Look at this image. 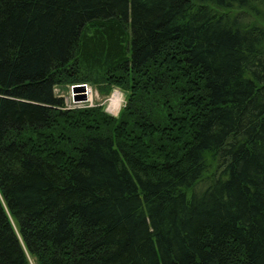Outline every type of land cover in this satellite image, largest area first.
<instances>
[{"label": "trees", "instance_id": "trees-1", "mask_svg": "<svg viewBox=\"0 0 264 264\" xmlns=\"http://www.w3.org/2000/svg\"><path fill=\"white\" fill-rule=\"evenodd\" d=\"M255 2L0 0V264H264Z\"/></svg>", "mask_w": 264, "mask_h": 264}, {"label": "rangeland", "instance_id": "rangeland-1", "mask_svg": "<svg viewBox=\"0 0 264 264\" xmlns=\"http://www.w3.org/2000/svg\"><path fill=\"white\" fill-rule=\"evenodd\" d=\"M240 10H235L233 13H238ZM240 16L242 17L243 21L245 23H258L264 25V3L255 2L253 4V7H248L241 11ZM89 88L92 89L91 92V99L86 101V103L79 102L82 99H77L76 96H74V93H77L75 89L72 88V85H65V86H57L55 89V92L57 95L63 96L65 99V104L68 106H74V105H104L106 107V110L117 116L122 106L125 105V94L118 88H114V90L111 92L109 96H104L99 93L97 87L95 85H92L88 83ZM75 91V92H74ZM114 92H118L119 98L121 101L119 102V108L111 109V101L110 98L113 95Z\"/></svg>", "mask_w": 264, "mask_h": 264}, {"label": "bare ground", "instance_id": "bare-ground-1", "mask_svg": "<svg viewBox=\"0 0 264 264\" xmlns=\"http://www.w3.org/2000/svg\"><path fill=\"white\" fill-rule=\"evenodd\" d=\"M80 86H83L79 89H76L77 93H74V96L76 95H79L77 99H82L80 100L79 102H82V103H86V101L90 100L91 99V89L89 88V85L88 83H84V85H80ZM74 89V87H72ZM75 92V91H74ZM110 101H111V107L112 108H109V110L111 109H115V108H119V102L121 101V99L119 98V95H118V92H114L113 95L111 96L110 98ZM66 105V104H65ZM92 105H88V104H84V105H74V106H67L66 105V108H73V107H91Z\"/></svg>", "mask_w": 264, "mask_h": 264}, {"label": "water", "instance_id": "water-1", "mask_svg": "<svg viewBox=\"0 0 264 264\" xmlns=\"http://www.w3.org/2000/svg\"><path fill=\"white\" fill-rule=\"evenodd\" d=\"M81 87H83V86L76 85V86H74V89L76 90V89H79V88H81ZM78 96H79V95H76V98H79V97H80V96H79V97H78Z\"/></svg>", "mask_w": 264, "mask_h": 264}, {"label": "built area", "instance_id": "built-area-1", "mask_svg": "<svg viewBox=\"0 0 264 264\" xmlns=\"http://www.w3.org/2000/svg\"><path fill=\"white\" fill-rule=\"evenodd\" d=\"M91 89V88H90ZM91 91H92V89H91Z\"/></svg>", "mask_w": 264, "mask_h": 264}]
</instances>
